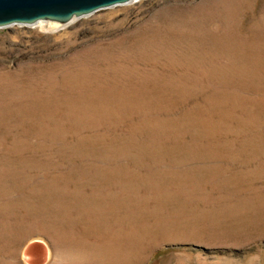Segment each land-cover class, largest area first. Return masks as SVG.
Instances as JSON below:
<instances>
[{"label": "rangeland", "instance_id": "1", "mask_svg": "<svg viewBox=\"0 0 264 264\" xmlns=\"http://www.w3.org/2000/svg\"><path fill=\"white\" fill-rule=\"evenodd\" d=\"M0 264H264V0L0 28Z\"/></svg>", "mask_w": 264, "mask_h": 264}, {"label": "water", "instance_id": "2", "mask_svg": "<svg viewBox=\"0 0 264 264\" xmlns=\"http://www.w3.org/2000/svg\"><path fill=\"white\" fill-rule=\"evenodd\" d=\"M133 0H0V28L34 26L40 22L67 25L99 10Z\"/></svg>", "mask_w": 264, "mask_h": 264}, {"label": "bare ground", "instance_id": "3", "mask_svg": "<svg viewBox=\"0 0 264 264\" xmlns=\"http://www.w3.org/2000/svg\"><path fill=\"white\" fill-rule=\"evenodd\" d=\"M134 1V0H133ZM44 23V22H43Z\"/></svg>", "mask_w": 264, "mask_h": 264}]
</instances>
